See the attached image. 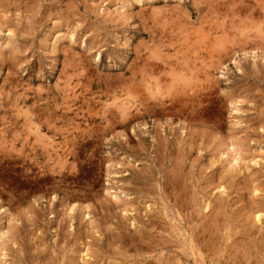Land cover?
Masks as SVG:
<instances>
[{"label":"rangeland","instance_id":"1","mask_svg":"<svg viewBox=\"0 0 264 264\" xmlns=\"http://www.w3.org/2000/svg\"><path fill=\"white\" fill-rule=\"evenodd\" d=\"M0 264H264V0H0Z\"/></svg>","mask_w":264,"mask_h":264},{"label":"bare ground","instance_id":"2","mask_svg":"<svg viewBox=\"0 0 264 264\" xmlns=\"http://www.w3.org/2000/svg\"><path fill=\"white\" fill-rule=\"evenodd\" d=\"M245 30V29H244ZM242 31V30H241ZM242 35V34H241ZM186 58H187V56H186ZM202 62V61H201ZM192 77V76H191ZM207 78V77H206ZM205 81V80H204ZM208 81V80H207ZM150 110V109H149ZM111 114H113V113H111ZM66 152V151H65ZM185 191V190H184ZM180 200H182V199H180ZM193 211V210H192ZM258 213V212H257ZM212 215V214H211ZM215 220V219H214ZM199 223V222H198ZM193 228V227H192ZM206 232V231H205ZM210 232V231H209ZM216 239V238H215ZM209 241V240H208ZM212 241V240H211ZM217 243V242H216ZM229 259V258H228ZM244 259V258H243ZM232 262V261H231Z\"/></svg>","mask_w":264,"mask_h":264}]
</instances>
